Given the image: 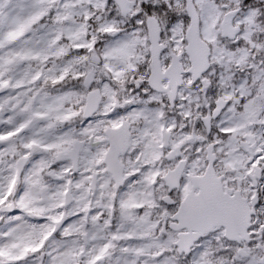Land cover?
I'll return each mask as SVG.
<instances>
[{"label":"snow or ice","instance_id":"obj_1","mask_svg":"<svg viewBox=\"0 0 264 264\" xmlns=\"http://www.w3.org/2000/svg\"><path fill=\"white\" fill-rule=\"evenodd\" d=\"M0 264H264V0H0Z\"/></svg>","mask_w":264,"mask_h":264}]
</instances>
